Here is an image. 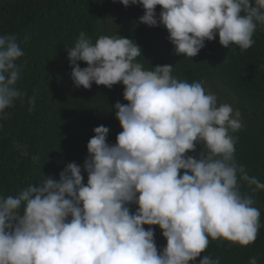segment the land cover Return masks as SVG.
I'll return each instance as SVG.
<instances>
[{
  "label": "clouds",
  "instance_id": "1",
  "mask_svg": "<svg viewBox=\"0 0 264 264\" xmlns=\"http://www.w3.org/2000/svg\"><path fill=\"white\" fill-rule=\"evenodd\" d=\"M120 2L142 5L139 22L164 25L175 53L191 58L217 33L224 47L247 50L258 25H264V0ZM29 40L25 35L24 42ZM134 41L101 35L93 43L82 31L67 48L77 87L125 86L128 103L114 105L123 130L110 144L109 128H94L83 165L86 184L81 166L71 162L59 180L45 176L38 186L0 196V264H195L209 237L241 246L255 242L260 211L240 182L253 193L264 190V183L235 159L236 137L230 132L242 128L241 113L218 105L201 82L173 77L172 65L145 70L136 61L142 49ZM23 55L15 34L0 35V118L26 95L17 87L16 61ZM29 104L32 111L35 97ZM198 144L203 145L199 157L189 155ZM132 203L138 205L135 213ZM144 225L163 230L162 251L154 229ZM199 264L220 260L204 255ZM249 264H258L257 258Z\"/></svg>",
  "mask_w": 264,
  "mask_h": 264
},
{
  "label": "trees",
  "instance_id": "2",
  "mask_svg": "<svg viewBox=\"0 0 264 264\" xmlns=\"http://www.w3.org/2000/svg\"><path fill=\"white\" fill-rule=\"evenodd\" d=\"M161 8L157 5V16ZM144 11L142 5L125 6L120 0H0V35L15 34L23 49L24 55L16 61L21 67L17 87L26 94L5 110L6 118H0V196L16 195L29 184L38 186L45 176L59 180L60 172L71 162L81 166L86 184L83 165L94 128L108 127L110 144L116 143L123 130L114 105L128 103L123 97L125 86L117 83L109 88L93 82L91 88L77 87L71 78L74 66L67 48L74 47L82 31L93 43L101 35L133 39L142 49L136 61L145 70L172 65L171 75L180 81L201 82L203 87L204 82L218 81L246 101L254 122L230 132L236 137L235 159L264 183V25H258L254 44L247 50L235 44L224 47L217 33L191 58L175 53L164 25L139 22ZM25 35L30 36L27 43ZM78 63L87 67L85 61ZM32 97L35 106L29 111ZM202 150L203 145L198 144L188 154L198 158ZM240 186L242 193L253 196V206L260 211L255 242L241 246L209 237L208 247L195 264L204 255L219 258L220 264H249L251 257L264 264V190L253 193L243 181ZM129 208L135 213L138 205L132 203ZM144 228L154 229L155 243L162 251L167 244L163 230L159 225Z\"/></svg>",
  "mask_w": 264,
  "mask_h": 264
},
{
  "label": "rangeland",
  "instance_id": "3",
  "mask_svg": "<svg viewBox=\"0 0 264 264\" xmlns=\"http://www.w3.org/2000/svg\"><path fill=\"white\" fill-rule=\"evenodd\" d=\"M204 88L206 92L213 93L218 98V105L229 104L234 110H238L241 113V121L243 126L252 124L253 115L249 104L238 98L234 93L218 81L204 82Z\"/></svg>",
  "mask_w": 264,
  "mask_h": 264
}]
</instances>
